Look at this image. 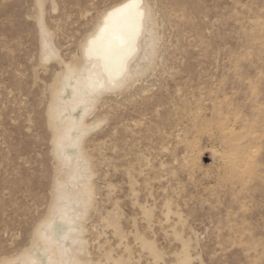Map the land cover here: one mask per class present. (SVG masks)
<instances>
[{"label": "rangeland", "instance_id": "1", "mask_svg": "<svg viewBox=\"0 0 264 264\" xmlns=\"http://www.w3.org/2000/svg\"><path fill=\"white\" fill-rule=\"evenodd\" d=\"M121 1L0 0V264H264V0H142L79 100Z\"/></svg>", "mask_w": 264, "mask_h": 264}, {"label": "bare ground", "instance_id": "2", "mask_svg": "<svg viewBox=\"0 0 264 264\" xmlns=\"http://www.w3.org/2000/svg\"><path fill=\"white\" fill-rule=\"evenodd\" d=\"M131 3L132 0H123L107 9L87 37L83 55L89 65L70 69V72L84 70L83 90L79 85L75 90L79 100L97 88L118 82L129 72V66L140 58L146 16L142 0H135V7H127ZM39 235L42 236L40 232Z\"/></svg>", "mask_w": 264, "mask_h": 264}, {"label": "snow or ice", "instance_id": "3", "mask_svg": "<svg viewBox=\"0 0 264 264\" xmlns=\"http://www.w3.org/2000/svg\"><path fill=\"white\" fill-rule=\"evenodd\" d=\"M127 7H135V0H132V3L128 5Z\"/></svg>", "mask_w": 264, "mask_h": 264}]
</instances>
